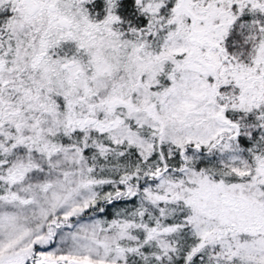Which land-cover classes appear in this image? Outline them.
Returning a JSON list of instances; mask_svg holds the SVG:
<instances>
[{
  "label": "snow or ice",
  "instance_id": "obj_1",
  "mask_svg": "<svg viewBox=\"0 0 264 264\" xmlns=\"http://www.w3.org/2000/svg\"><path fill=\"white\" fill-rule=\"evenodd\" d=\"M0 264H264V0H0Z\"/></svg>",
  "mask_w": 264,
  "mask_h": 264
}]
</instances>
